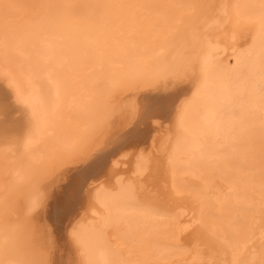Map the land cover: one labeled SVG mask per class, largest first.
<instances>
[{
  "label": "bare ground",
  "instance_id": "6f19581e",
  "mask_svg": "<svg viewBox=\"0 0 264 264\" xmlns=\"http://www.w3.org/2000/svg\"><path fill=\"white\" fill-rule=\"evenodd\" d=\"M0 115V264H264V0H0Z\"/></svg>",
  "mask_w": 264,
  "mask_h": 264
},
{
  "label": "rangeland",
  "instance_id": "374dc122",
  "mask_svg": "<svg viewBox=\"0 0 264 264\" xmlns=\"http://www.w3.org/2000/svg\"><path fill=\"white\" fill-rule=\"evenodd\" d=\"M0 119H1V121H0V127H4V126H7V124H8V118H6V120H5V117L4 116H2V118H1V115H0ZM7 122V123H4V122ZM1 122L4 124H1ZM3 125V126H2ZM5 128V127H4ZM143 128V127H142ZM71 184V183H70ZM70 184H69V186H67V184H66V188L64 189V191H62L61 193H63V194H60L59 195V198H58V203L59 202H61L62 201V195H64L63 197H66V195H70L71 193H72V190H71V187H70ZM67 187H68V190H67ZM69 189L71 190V192L69 191ZM68 191V192H67ZM60 197H61V199H60ZM60 200V201H59ZM53 210V209H52ZM51 212V211H50ZM51 229H55V225H53V226H51ZM58 255H56V257H57ZM58 259V258H57ZM55 264H58L57 262L55 263Z\"/></svg>",
  "mask_w": 264,
  "mask_h": 264
}]
</instances>
